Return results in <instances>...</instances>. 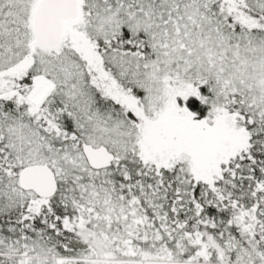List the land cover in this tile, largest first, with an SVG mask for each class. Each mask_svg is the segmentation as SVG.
I'll list each match as a JSON object with an SVG mask.
<instances>
[{
  "label": "snow or ice",
  "instance_id": "6c2138e0",
  "mask_svg": "<svg viewBox=\"0 0 264 264\" xmlns=\"http://www.w3.org/2000/svg\"><path fill=\"white\" fill-rule=\"evenodd\" d=\"M0 264H264V0H0Z\"/></svg>",
  "mask_w": 264,
  "mask_h": 264
}]
</instances>
